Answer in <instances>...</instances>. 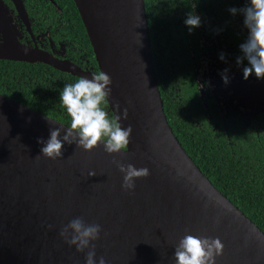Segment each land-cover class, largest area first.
I'll return each instance as SVG.
<instances>
[{"label":"water","instance_id":"95a60500","mask_svg":"<svg viewBox=\"0 0 264 264\" xmlns=\"http://www.w3.org/2000/svg\"><path fill=\"white\" fill-rule=\"evenodd\" d=\"M74 3L99 69L111 78L114 117L133 131L119 154L65 144L62 158L48 159L38 139L67 126L0 95V264H84L85 254L59 237L76 217L100 225L94 247L106 264H175L174 248L185 234L218 237L223 252L216 264H264V232L213 186L168 123L144 0ZM61 69L83 77L71 65ZM230 79L219 78V100L255 102L253 115L264 112V93L242 98ZM117 163L149 175L126 191Z\"/></svg>","mask_w":264,"mask_h":264},{"label":"flooded vegetation","instance_id":"af4514ba","mask_svg":"<svg viewBox=\"0 0 264 264\" xmlns=\"http://www.w3.org/2000/svg\"><path fill=\"white\" fill-rule=\"evenodd\" d=\"M245 2L199 0L194 11L201 25L190 33L184 19L193 11L192 0H168L156 15L153 63L168 95L173 123L184 125L190 138L202 133L227 140L234 171L257 183L252 196L264 202V112L253 115L250 107L255 102L217 98L220 73L226 68L228 77L236 78L230 80L242 98L264 93V79L252 75L245 80L234 71L247 29L242 15L233 16L228 9L242 8ZM5 48L11 53H3ZM220 53L226 62L219 60ZM62 64L89 79L101 72L74 0H0V95L67 126L59 92L81 76L62 70ZM246 65L243 60L238 66L242 71ZM105 110L114 117L108 101ZM256 160L260 165L242 164ZM203 174L222 193L212 181L214 174Z\"/></svg>","mask_w":264,"mask_h":264},{"label":"clouds","instance_id":"9594fccd","mask_svg":"<svg viewBox=\"0 0 264 264\" xmlns=\"http://www.w3.org/2000/svg\"><path fill=\"white\" fill-rule=\"evenodd\" d=\"M199 0H192L193 11L184 19L189 32L201 25L200 16L195 14V7ZM233 16L243 17V26L247 29L245 40L239 44L241 56L236 57L237 65L243 60L247 65L242 68L243 78L249 79L255 75L257 79H264V0H246L242 8L228 9ZM219 60L226 62L224 53L219 54ZM221 80L229 83L228 69L221 73ZM112 81L108 74L96 72L91 78L80 77L74 82L65 83L59 92V103L63 107L69 122L67 127L51 128L47 140H39L41 155L52 160L62 158L65 144L75 145L84 151H92L98 146L109 154L124 152L129 145L132 127H122L121 117H112L105 110L107 100L111 96ZM123 118H127V110L123 111ZM122 174L121 187L131 191L135 181L149 175V169L136 168L132 164L117 163ZM89 172L88 176H94ZM101 227L97 223H86L81 217H76L59 230V237L76 252L84 253V264H106L103 256H97L94 242L100 237ZM223 252V243L217 238L194 236L185 234L179 239L173 252L175 264H216V258Z\"/></svg>","mask_w":264,"mask_h":264},{"label":"trees","instance_id":"16d2710c","mask_svg":"<svg viewBox=\"0 0 264 264\" xmlns=\"http://www.w3.org/2000/svg\"><path fill=\"white\" fill-rule=\"evenodd\" d=\"M144 2L149 22L152 52L155 58L156 15H159L168 0H144ZM154 67L164 103V112L174 135L200 170L214 174L212 177L213 183L215 185L219 184L222 193L264 232V202L252 196L253 188L257 183L251 184L249 178L238 177L233 169L235 165L233 150L227 140L202 133L199 137H197V133H194L193 137L190 138L187 136L184 125L173 123L170 101L167 93L163 91L161 79L157 74L156 62H154ZM192 139L194 140L192 141ZM232 142H235V140L232 139ZM245 150L248 149L245 148ZM242 164L253 167L260 165L257 160L249 163L243 161ZM216 175L219 176L218 179L215 178Z\"/></svg>","mask_w":264,"mask_h":264}]
</instances>
